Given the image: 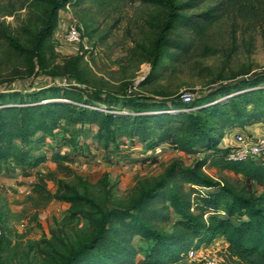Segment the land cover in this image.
I'll use <instances>...</instances> for the list:
<instances>
[{
  "label": "trees",
  "instance_id": "obj_1",
  "mask_svg": "<svg viewBox=\"0 0 264 264\" xmlns=\"http://www.w3.org/2000/svg\"><path fill=\"white\" fill-rule=\"evenodd\" d=\"M83 1L46 0L47 16L27 51L30 60L42 64L43 44L54 30L57 11ZM91 1L100 7L114 0ZM141 1L164 9L152 45L154 65L164 52L172 61L184 56L192 38L228 12L226 0H215L199 13L186 10L200 0ZM230 1L249 8L264 29V0ZM77 80L79 85L0 92V172L15 163L30 175L44 159L34 149L57 131L65 134L63 147L83 149L79 138L86 126H95L94 138L106 152L119 151L128 140L147 150L168 144L199 157L187 166H168L126 206L101 205L63 179H55L54 191L37 182L35 192L44 200L69 203L71 216L87 219L94 228L88 240L64 254L61 264H175L185 260L190 248L208 246L218 236L227 243L220 250L226 264H264V163L229 161L221 146L226 131L264 124V74L218 85L188 103L178 95L110 94ZM205 167L235 178L215 179Z\"/></svg>",
  "mask_w": 264,
  "mask_h": 264
},
{
  "label": "rangeland",
  "instance_id": "obj_2",
  "mask_svg": "<svg viewBox=\"0 0 264 264\" xmlns=\"http://www.w3.org/2000/svg\"><path fill=\"white\" fill-rule=\"evenodd\" d=\"M200 1L186 12L199 13L215 3ZM225 3L228 12L206 33L193 37L184 56L172 61L164 52L156 65L152 45L164 16L162 7L141 0H114L100 7L91 0L67 4L56 13L39 64L27 51L47 16L46 0H0V92L79 85L78 76L110 94L126 91L161 99L189 92L193 99L218 85L264 74V29L254 22L249 8ZM73 24L80 29L78 43L66 38ZM185 37L190 40V34ZM95 130L84 127L79 138L84 148L76 151L63 147V131L47 137L34 149L44 159L30 175H23L15 163L0 172V264H61L64 254L94 231L87 219L71 216L69 203L44 200L35 192L37 182L54 191L55 179H63L101 205L126 206L168 166H187L199 157L168 144L147 150L128 140L119 151L106 152L97 144ZM56 153L67 159L56 160ZM205 172L215 179L235 178L216 167H205Z\"/></svg>",
  "mask_w": 264,
  "mask_h": 264
},
{
  "label": "built area",
  "instance_id": "obj_3",
  "mask_svg": "<svg viewBox=\"0 0 264 264\" xmlns=\"http://www.w3.org/2000/svg\"><path fill=\"white\" fill-rule=\"evenodd\" d=\"M66 38L71 43H78L81 39L79 27L75 24L70 25ZM180 98L188 103L192 100V94L183 92ZM223 147L227 148L225 157L229 161L248 159L264 163V134L254 137L244 130H238L233 134L232 142ZM185 260L200 264H226L220 250L211 245L190 248L185 255Z\"/></svg>",
  "mask_w": 264,
  "mask_h": 264
},
{
  "label": "crops",
  "instance_id": "obj_4",
  "mask_svg": "<svg viewBox=\"0 0 264 264\" xmlns=\"http://www.w3.org/2000/svg\"><path fill=\"white\" fill-rule=\"evenodd\" d=\"M236 131H238V129H233V130L227 131L226 137L223 138V140H222V145L223 144L227 145V144L231 143L233 140V134ZM244 131L253 135L254 137L260 136V135L264 134V124L249 125L244 129ZM225 142H226V144H225ZM210 245L213 247H217L218 249L221 250L227 246V243L225 242V240L221 236H218L215 238V240Z\"/></svg>",
  "mask_w": 264,
  "mask_h": 264
}]
</instances>
